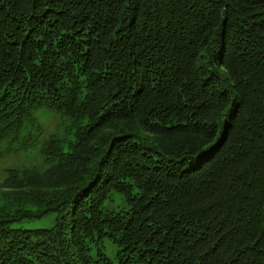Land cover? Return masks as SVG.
I'll use <instances>...</instances> for the list:
<instances>
[{
    "label": "trees",
    "instance_id": "16d2710c",
    "mask_svg": "<svg viewBox=\"0 0 264 264\" xmlns=\"http://www.w3.org/2000/svg\"><path fill=\"white\" fill-rule=\"evenodd\" d=\"M0 148V264H264V0H0Z\"/></svg>",
    "mask_w": 264,
    "mask_h": 264
},
{
    "label": "rangeland",
    "instance_id": "374dc122",
    "mask_svg": "<svg viewBox=\"0 0 264 264\" xmlns=\"http://www.w3.org/2000/svg\"><path fill=\"white\" fill-rule=\"evenodd\" d=\"M39 122L43 128V141L47 139V137H62L63 132L65 130V123H62L61 118L53 113L44 111H38ZM117 154V153H116ZM43 155L40 150L36 152H22L12 150H6L4 148H0V198L2 194H15V195H29L27 193L28 190L20 188L19 190H13L11 187L12 184L15 183L14 180L16 178L15 175H19L21 177L23 173L26 172L27 180H31L33 177H38V175H46L43 167ZM25 171V172H24ZM14 178V179H13ZM51 179V176H49ZM16 181V180H15ZM21 184H19L20 187ZM23 185V184H22ZM31 193V192H30ZM0 199V201H1ZM53 224V219L50 217H41L38 218L30 224L23 225L27 228H48ZM22 227V225H20Z\"/></svg>",
    "mask_w": 264,
    "mask_h": 264
}]
</instances>
